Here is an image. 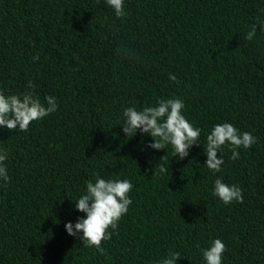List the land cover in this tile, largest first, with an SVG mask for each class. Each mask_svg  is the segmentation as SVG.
I'll list each match as a JSON object with an SVG mask.
<instances>
[{
    "label": "trees",
    "instance_id": "obj_1",
    "mask_svg": "<svg viewBox=\"0 0 264 264\" xmlns=\"http://www.w3.org/2000/svg\"><path fill=\"white\" fill-rule=\"evenodd\" d=\"M124 11L106 0H0V91H32V81L42 103H58L26 132L0 128L10 177L0 179V264H160L170 252L206 264L215 239L222 264H264V31L246 39L264 0H124ZM172 98L202 130L182 160L122 130L126 108ZM223 123L257 143L236 160L222 146L213 173L206 136ZM159 163L167 171L154 175ZM97 175L133 184L103 254L65 227L86 216L75 203ZM217 179L239 186L243 203L216 197Z\"/></svg>",
    "mask_w": 264,
    "mask_h": 264
},
{
    "label": "clouds",
    "instance_id": "obj_2",
    "mask_svg": "<svg viewBox=\"0 0 264 264\" xmlns=\"http://www.w3.org/2000/svg\"><path fill=\"white\" fill-rule=\"evenodd\" d=\"M108 6L114 9L118 18H124L127 13L124 11V0H106ZM257 26L264 31V22L253 25L248 32L246 39L251 41L257 31ZM39 60V55L33 57ZM169 79L176 82L174 75ZM28 89L22 94L5 95L0 91V128H6L10 132L19 130L26 132L30 125L38 120L47 117L58 110L57 99L54 96L45 97V103L35 95L36 85L29 81ZM184 102L179 98L161 99L156 106L144 107L142 111L134 107L126 108L123 112L125 122L122 126L123 132L134 136L139 130L143 134H149L154 143L148 145L155 150H164L169 144L174 149V157L181 160L189 156V150L198 145L201 129L191 124L183 115ZM257 143V138L250 132L241 133L230 123L216 124L206 136V167L218 173L224 164L222 158H218L222 146L231 145L232 159L239 158L237 149L243 147L250 149ZM162 157L161 160L165 159ZM8 153L0 150V179L10 182L8 169L5 161ZM158 169V171H156ZM167 171L163 164H158L155 174H162ZM133 184L127 179H104L97 175L95 182L88 181L86 194L80 196L75 203L79 212L85 213L75 224H66V231L70 236L82 239L87 247H95L100 253L105 250L102 247L104 241H110L114 231L118 229L119 221L128 213L133 201L129 193ZM214 195L224 204L232 202L243 203L242 189L233 184L229 186L222 179H217L214 185ZM111 229V231H110ZM82 233V238L79 234ZM227 251L225 243L221 239H215L207 249L202 250V256L206 264H222L223 254ZM180 259L179 252H170L167 258L160 261V264H177Z\"/></svg>",
    "mask_w": 264,
    "mask_h": 264
}]
</instances>
